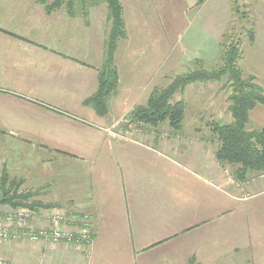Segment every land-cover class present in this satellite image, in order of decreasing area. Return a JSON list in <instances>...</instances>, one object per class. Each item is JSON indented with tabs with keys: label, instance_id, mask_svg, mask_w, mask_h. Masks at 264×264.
Masks as SVG:
<instances>
[{
	"label": "crops",
	"instance_id": "obj_1",
	"mask_svg": "<svg viewBox=\"0 0 264 264\" xmlns=\"http://www.w3.org/2000/svg\"><path fill=\"white\" fill-rule=\"evenodd\" d=\"M50 1L0 0V172L57 205L36 224L51 209L86 213L92 235L88 254L29 242L43 264H264V173L237 181L217 162L206 117H185L178 133L167 122L107 128L173 73L159 37L129 30L127 7L153 2L120 0L118 88L99 115L84 100L97 88L106 5L85 14L77 0L71 14L65 4L48 11Z\"/></svg>",
	"mask_w": 264,
	"mask_h": 264
},
{
	"label": "trees",
	"instance_id": "obj_2",
	"mask_svg": "<svg viewBox=\"0 0 264 264\" xmlns=\"http://www.w3.org/2000/svg\"><path fill=\"white\" fill-rule=\"evenodd\" d=\"M100 2L105 3L107 10L103 57L97 68V88L84 100V104L97 114L105 115L108 100L116 92L119 82L115 53L119 41L126 37L127 32L120 0H79L85 14L88 6ZM76 3L77 0H51L46 8L50 11L65 4L72 14ZM231 9L235 15L242 13L237 0H232ZM246 34L253 42L254 29L248 28ZM217 56L218 65L215 67L206 68L201 59H194V65L185 72L176 74L164 86L154 88L146 102L132 110L130 122L152 127L167 122L171 131L178 133L183 127L186 103L175 97L195 83H220L221 87L230 90L227 107L230 119L227 122L211 121L206 125L217 142L214 152L217 162L230 167L237 181L245 182L250 175L264 173V126L248 127L251 111L256 106L264 105V87L257 82L254 74H245L242 70L239 64V39L222 38ZM19 186V182L10 178L5 170L0 172V207H27L37 213L41 209L57 206L39 201L37 191H23Z\"/></svg>",
	"mask_w": 264,
	"mask_h": 264
},
{
	"label": "rangeland",
	"instance_id": "obj_3",
	"mask_svg": "<svg viewBox=\"0 0 264 264\" xmlns=\"http://www.w3.org/2000/svg\"><path fill=\"white\" fill-rule=\"evenodd\" d=\"M151 1L152 5L145 1L139 3V9L135 11L131 10V6L127 7L129 20L127 21L131 25L130 32L132 30L139 37L149 35L160 38L161 56L168 50L169 57L172 52L175 54V61L170 69L173 73L170 72L160 86L167 84L175 74L185 72L187 68L193 66L194 59H201L206 68L215 67L218 65L217 54L222 38H237L240 41L239 64L242 70L245 74H254L257 82L264 87V0H237L241 7V15L233 14L232 0H197L195 3L193 0ZM138 11L140 18H136ZM130 19L137 22L131 24ZM248 28L254 29L253 42L246 34ZM166 59L168 62L169 58ZM162 62L164 60H161ZM229 93L230 90L221 87L220 83H195L188 86L182 94H178L175 99L185 101V117L202 115L208 122H227L230 119L227 109ZM134 108L129 107L126 113L115 119L107 128L126 135L135 132L132 131L135 127L129 122ZM141 126H144L143 130L149 128L146 125ZM199 126L207 127L206 124ZM263 126V110L252 112L248 127ZM7 210L8 207H0L2 213ZM29 242L0 241V257L13 264H43V257L29 246Z\"/></svg>",
	"mask_w": 264,
	"mask_h": 264
},
{
	"label": "built area",
	"instance_id": "obj_4",
	"mask_svg": "<svg viewBox=\"0 0 264 264\" xmlns=\"http://www.w3.org/2000/svg\"><path fill=\"white\" fill-rule=\"evenodd\" d=\"M38 216L27 207L9 209L0 215V241L27 240L32 243L45 241L56 245L71 243L85 253H89L92 235L88 224V214L82 213L76 220L72 215L60 209H51ZM0 264H13L0 257Z\"/></svg>",
	"mask_w": 264,
	"mask_h": 264
}]
</instances>
